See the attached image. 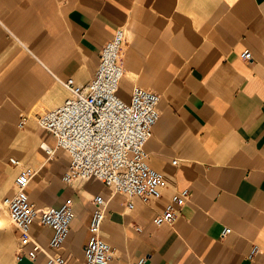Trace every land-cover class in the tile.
<instances>
[{
  "label": "crops",
  "instance_id": "crops-1",
  "mask_svg": "<svg viewBox=\"0 0 264 264\" xmlns=\"http://www.w3.org/2000/svg\"><path fill=\"white\" fill-rule=\"evenodd\" d=\"M119 28L126 31L120 96L130 99L139 86L162 97L146 147L151 168L166 178L162 197H136L132 210L125 195L97 180L65 184L70 158L44 151L56 139L38 123L69 95L56 77L90 82ZM26 168L34 171L33 204L73 205L60 249L68 264L85 263L98 195L107 202L109 264L141 257L146 264H264V0H0V199L14 195ZM184 192L174 225L157 226L155 217ZM5 215L0 221L10 222ZM30 235L48 247L52 231L35 223ZM0 240V264H48L44 253L28 257L32 245L22 247L18 231Z\"/></svg>",
  "mask_w": 264,
  "mask_h": 264
},
{
  "label": "built area",
  "instance_id": "built-area-1",
  "mask_svg": "<svg viewBox=\"0 0 264 264\" xmlns=\"http://www.w3.org/2000/svg\"><path fill=\"white\" fill-rule=\"evenodd\" d=\"M125 41V29H117L100 50L96 73L87 84H79L74 78L63 80L56 77L69 95L61 106L43 113L38 123L56 139V148L45 144L42 146L44 151L54 156L56 150H62L70 158L63 175L65 184L78 189L88 181L97 180L112 193L125 195L127 209L132 210L136 197L145 203L160 199L166 178L151 168L146 150L161 118V95L139 86L134 87L128 100L119 94L124 77L121 56ZM242 57L247 61L253 59L250 51H245ZM11 163L19 165L20 161L12 158ZM177 163L176 160L173 162L174 165ZM33 176V169L26 168L16 177L14 195L0 199V213L6 214L14 231L20 233L21 246L32 245L28 252L31 260L44 253L48 264H68L60 249L70 232L73 205L68 201L59 209L37 207L28 193ZM186 201V192L175 195L173 203L155 217L154 223L157 226L174 225ZM93 203L95 210L89 225L84 264H109L112 249L102 237L107 202L98 195ZM35 223L52 231L48 247L30 235ZM231 231L226 228L222 237ZM146 260L141 257L132 264H146Z\"/></svg>",
  "mask_w": 264,
  "mask_h": 264
},
{
  "label": "bare ground",
  "instance_id": "bare-ground-1",
  "mask_svg": "<svg viewBox=\"0 0 264 264\" xmlns=\"http://www.w3.org/2000/svg\"><path fill=\"white\" fill-rule=\"evenodd\" d=\"M47 145V144H46ZM45 146V144H44ZM97 183H100L99 181H97ZM101 184V183H100ZM6 216V215H5ZM15 228L13 226V224H11L10 222H3L0 221V234L1 233H5V232H12L14 231Z\"/></svg>",
  "mask_w": 264,
  "mask_h": 264
},
{
  "label": "rangeland",
  "instance_id": "rangeland-1",
  "mask_svg": "<svg viewBox=\"0 0 264 264\" xmlns=\"http://www.w3.org/2000/svg\"><path fill=\"white\" fill-rule=\"evenodd\" d=\"M40 146V145H39ZM40 149V148H39ZM97 184H100V183H97ZM5 237V236H4ZM3 242V240H0V243H2Z\"/></svg>",
  "mask_w": 264,
  "mask_h": 264
}]
</instances>
